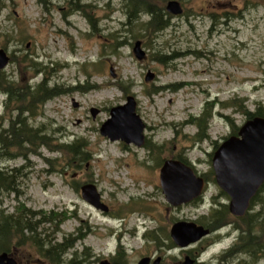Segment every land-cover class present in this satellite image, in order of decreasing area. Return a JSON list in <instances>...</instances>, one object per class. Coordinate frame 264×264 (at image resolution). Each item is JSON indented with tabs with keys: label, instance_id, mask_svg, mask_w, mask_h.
<instances>
[{
	"label": "rangeland",
	"instance_id": "1",
	"mask_svg": "<svg viewBox=\"0 0 264 264\" xmlns=\"http://www.w3.org/2000/svg\"><path fill=\"white\" fill-rule=\"evenodd\" d=\"M168 1L155 3L166 8ZM178 1L184 11L170 13L169 27L153 32L148 26L146 32L149 14L131 25L124 0H82L84 9L70 0H0V49L10 56L0 70V131L19 117L51 135L52 144L84 138L88 153L82 159L47 146L27 153L30 145L10 147L8 133L0 135V167L24 173L16 191H1L0 218L12 216L19 226L24 215L34 224L54 218L35 232L12 228L14 242L21 241L13 252L20 264H52L35 239L59 243L67 237L76 241L63 260L82 264H115L113 256L121 248V264H138L149 256L161 258L159 264H182L186 255L195 264H264V251L238 253L241 232L231 224L186 249L170 236L175 222H207L216 204L230 201L212 179V157L248 119L239 107L223 104L238 99L237 105L250 111L264 107V0ZM137 40L146 52L143 60L133 52ZM149 71L155 77L146 81ZM44 80L61 93L43 106L34 100V112L20 115L16 108L31 106L32 92ZM151 88L160 90L151 95ZM130 95L146 124L142 147L112 141L100 130L111 108ZM208 100L213 111L208 137L198 139V125L185 122L202 114ZM92 108L99 110L95 118ZM149 142L163 147L153 150ZM179 156L190 161L206 185L196 200L173 206L162 191L158 162ZM88 183L97 187L107 211L83 198L81 187ZM262 197L254 211L264 218V192ZM58 216L65 220L56 227ZM259 229L264 237V222ZM230 249L234 253L221 260Z\"/></svg>",
	"mask_w": 264,
	"mask_h": 264
},
{
	"label": "water",
	"instance_id": "2",
	"mask_svg": "<svg viewBox=\"0 0 264 264\" xmlns=\"http://www.w3.org/2000/svg\"><path fill=\"white\" fill-rule=\"evenodd\" d=\"M166 10L172 15H181L183 7L178 0H169ZM133 52L138 60L146 57L142 41L137 40ZM10 63L7 51L0 49V70ZM155 74L148 72L146 81L153 80ZM136 99L130 95L123 105L110 110L111 117L101 126V134L110 140H122L126 144L142 147L145 144L146 124L136 112ZM95 118L99 113L91 109ZM212 167L218 186L229 196L228 208L234 217H243L249 211L252 199L264 184V117L247 119L237 135L227 138L214 152ZM160 182L166 200L173 206L190 203L199 198L205 189V178L186 162L171 158L160 167ZM83 198L102 210L107 207L101 203L97 187L88 183L81 187ZM211 234V229L194 221L179 220L170 229V236L177 247L186 249ZM158 258L154 264H159ZM150 257H143L138 264H150ZM190 255L182 264H195ZM0 264H20L13 252L0 251ZM101 264H112L103 260Z\"/></svg>",
	"mask_w": 264,
	"mask_h": 264
},
{
	"label": "trees",
	"instance_id": "3",
	"mask_svg": "<svg viewBox=\"0 0 264 264\" xmlns=\"http://www.w3.org/2000/svg\"><path fill=\"white\" fill-rule=\"evenodd\" d=\"M71 4L76 9H84L86 4H82V0H70ZM125 6L127 9L129 23L131 25H135L139 22L142 13H147L150 16V20L144 27L146 32H150L149 27L153 29V32H159L167 27H169L172 15L167 12L164 7H160L156 2V0H124ZM155 5V6H154ZM92 19V18H91ZM91 23L95 22L91 20ZM149 26V27H148ZM145 35V34H144ZM159 54V53H158ZM160 62L164 59V55L160 54ZM159 59V57H158ZM9 86H14L13 83L10 81L8 82ZM0 86L2 87L3 84L0 81ZM59 86H55L50 88L46 81H42L39 83L32 92V103L31 106L27 108H16L17 111L20 112V115L24 112H34V100L38 101L40 106H43L49 99L53 96L60 94L58 92ZM160 88H151L148 90V94H156ZM12 93V90H7ZM26 94L22 93L21 95ZM19 97V96H18ZM13 97H11L12 99ZM20 98V97H19ZM16 102L21 101L17 97H14ZM238 99H233L228 102L226 105L223 104V107H239L240 110L247 116L248 119L253 118L255 116H262L264 117V107L259 105L255 111L248 110L245 106L237 105ZM234 101V102H233ZM244 101V99H242ZM211 104L212 101L208 100L206 106L203 110V113L198 116H192L186 123H196L200 128V132L197 134L198 139L207 138V130L209 129V121L213 115V111H211ZM26 110V111H25ZM239 128H234L233 134H238ZM7 132L11 139L9 141L10 147H18V148H25V145H30V147H26V152H32L31 150L37 151L38 148L47 146L52 151H66L73 156H81L82 159L86 158L85 145H84V138L76 139L72 142H58L57 144H52L51 142L54 138L51 135H48L44 132L42 128L33 129L27 126L26 121L21 120L17 117L15 120H12L9 127L0 131V135H4ZM196 136V137H197ZM146 146L151 147V149L155 148H162L163 145H158L155 143H147ZM1 152V151H0ZM9 155L15 156V153H9ZM23 157L27 158V154L25 153ZM180 159L187 164H190V161L187 158L182 157H175ZM163 164L162 160L158 162V165L161 166ZM49 165L52 167V159H49ZM24 173L21 169H12L10 172L4 170V168L0 167V193L1 191L6 192H13L16 191V186L18 185V178L22 176ZM211 175L213 176L212 179L215 181L214 171L211 170ZM264 192V184L260 188L258 194L252 199L251 206L249 211L243 217H234L231 215L228 205L225 203H218L216 204V208L211 211V214L207 217V222H200V224L208 227L211 231L218 230L219 228L223 227L224 225L231 224L235 229L240 230V240L239 243L235 246V249H239L240 251H245L250 253L251 255H256L259 251H264V237L262 235L259 226L264 222V218L261 213L254 211L255 207L259 205L260 199L263 197ZM224 193V192H223ZM225 194V193H224ZM25 222L23 226L19 229V222L15 219V222L12 221V216L3 215L0 218V251H8L14 252V250L20 245L21 241L18 240L14 242L15 235L12 231V228L17 230H29L31 232H35L37 227L41 223L53 222L54 218L49 216V218H43L38 223L34 224L33 222H28L26 216H23ZM59 218V219H58ZM58 222L56 223V227L63 222L65 219H60L58 216ZM13 223V224H12ZM15 231V232H16ZM79 231H82L81 229ZM85 236L81 234L78 238L83 239ZM77 238V239H78ZM170 238V237H169ZM36 243L40 247V253L49 260L52 264H82V261H76L75 258H72L70 261L63 260V255L68 253V251L74 248L75 245V238H65L63 242L53 243L52 240L39 242V240L35 239ZM171 246H174L172 243ZM199 251V250H198ZM233 249H230L221 256V260L226 259L227 255H230L233 252ZM124 249H119L117 255L113 256V261L115 264L122 263V257L124 256ZM86 254V252H85Z\"/></svg>",
	"mask_w": 264,
	"mask_h": 264
},
{
	"label": "flooded vegetation",
	"instance_id": "4",
	"mask_svg": "<svg viewBox=\"0 0 264 264\" xmlns=\"http://www.w3.org/2000/svg\"><path fill=\"white\" fill-rule=\"evenodd\" d=\"M22 226H23V225H22ZM22 226H19V229H20ZM26 230H27V229H26ZM244 252H245V251H244ZM232 253H234V252H232ZM232 253H231V254H232ZM238 253L241 254L242 251H240V252H238ZM245 253H246V252H245ZM149 257L151 258L150 264H154V262H155V261L153 260L154 258H153L152 256H149ZM194 259H195V258H194ZM196 261H197V260H196ZM196 261H195V263H196ZM18 262H19V261H18Z\"/></svg>",
	"mask_w": 264,
	"mask_h": 264
}]
</instances>
